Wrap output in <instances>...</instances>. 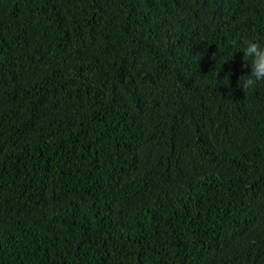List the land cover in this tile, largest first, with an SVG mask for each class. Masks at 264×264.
<instances>
[{
    "label": "trees",
    "instance_id": "trees-1",
    "mask_svg": "<svg viewBox=\"0 0 264 264\" xmlns=\"http://www.w3.org/2000/svg\"><path fill=\"white\" fill-rule=\"evenodd\" d=\"M245 38L264 0H0V264H264Z\"/></svg>",
    "mask_w": 264,
    "mask_h": 264
},
{
    "label": "clouds",
    "instance_id": "clouds-1",
    "mask_svg": "<svg viewBox=\"0 0 264 264\" xmlns=\"http://www.w3.org/2000/svg\"><path fill=\"white\" fill-rule=\"evenodd\" d=\"M230 45L237 48V51H242L243 60L251 66V73L241 75L237 85L247 90L253 88L258 82L264 81V44L255 38H245L234 39L230 41Z\"/></svg>",
    "mask_w": 264,
    "mask_h": 264
}]
</instances>
